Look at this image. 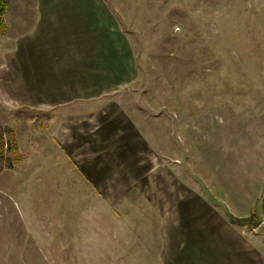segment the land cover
Returning <instances> with one entry per match:
<instances>
[{"label":"rangeland","instance_id":"374dc122","mask_svg":"<svg viewBox=\"0 0 264 264\" xmlns=\"http://www.w3.org/2000/svg\"><path fill=\"white\" fill-rule=\"evenodd\" d=\"M34 3L8 0L0 76L35 19ZM111 3L138 71L115 93L155 144V178L123 192L126 174L114 156L108 165L88 166L108 178L91 181L75 159L88 164L93 152L68 154L69 130L59 114L85 107L41 111L11 98L12 87L0 77V126L6 140L7 129L14 132L17 147L0 169V264H127L117 256L139 254L152 260L155 245L137 242L158 243L160 231L146 223L163 220L171 236L182 201L244 207L259 193L264 0ZM149 157H140V174H152L151 149ZM249 220L260 219L252 212Z\"/></svg>","mask_w":264,"mask_h":264},{"label":"crops","instance_id":"0c3cea01","mask_svg":"<svg viewBox=\"0 0 264 264\" xmlns=\"http://www.w3.org/2000/svg\"><path fill=\"white\" fill-rule=\"evenodd\" d=\"M111 2L35 0V19L6 57L0 77L12 87L11 98L22 103L30 101L41 111L61 106L85 107L79 110L81 113H73L74 109L59 111L69 130L64 148L72 158L76 157L72 151L76 148L93 152L88 164L74 158L93 182L108 178L88 166L108 165V159L115 156L124 167L126 175L121 180L127 183L126 192L135 181L150 182V178H155V144L119 104L115 93L130 83L138 71L117 14L110 8ZM257 145L262 185L247 206H183L182 201L179 222L171 228V236L167 235L163 220L146 223L148 229L158 226L160 231L158 243L156 238L137 242L155 245L156 254L150 253L152 260L143 254L137 256L149 264H264V135ZM150 149L153 158L147 167L152 174H140V157L150 159ZM143 153L147 156L142 157ZM252 201V208L247 210ZM253 209L260 219L256 224L249 220ZM137 256H117L116 261L142 263Z\"/></svg>","mask_w":264,"mask_h":264},{"label":"trees","instance_id":"16d2710c","mask_svg":"<svg viewBox=\"0 0 264 264\" xmlns=\"http://www.w3.org/2000/svg\"><path fill=\"white\" fill-rule=\"evenodd\" d=\"M8 8V0H0V29L1 32H5L6 30V24L3 20V14L6 12ZM8 130V139L6 140L5 135L2 132V128L0 126V169L2 166V163L4 162L5 158H6V153L7 152H16L17 147H16V140L13 137L14 132L11 129H7ZM13 165V163H9V167H11ZM256 214V211H253Z\"/></svg>","mask_w":264,"mask_h":264}]
</instances>
